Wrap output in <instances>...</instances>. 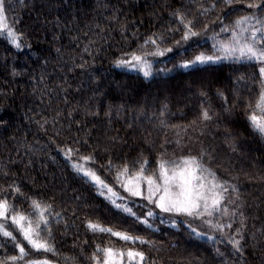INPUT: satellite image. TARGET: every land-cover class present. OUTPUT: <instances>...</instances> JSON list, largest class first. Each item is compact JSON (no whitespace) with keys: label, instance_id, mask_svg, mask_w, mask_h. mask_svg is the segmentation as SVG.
Returning <instances> with one entry per match:
<instances>
[{"label":"trees","instance_id":"trees-1","mask_svg":"<svg viewBox=\"0 0 264 264\" xmlns=\"http://www.w3.org/2000/svg\"><path fill=\"white\" fill-rule=\"evenodd\" d=\"M3 5L15 39L0 34V264H105L106 249L117 264H264V134L249 120L264 117V63L238 51L253 32L264 48V0ZM189 157L223 185L211 221L148 199L147 177ZM18 215L51 251L28 244Z\"/></svg>","mask_w":264,"mask_h":264},{"label":"snow or ice","instance_id":"snow-or-ice-1","mask_svg":"<svg viewBox=\"0 0 264 264\" xmlns=\"http://www.w3.org/2000/svg\"><path fill=\"white\" fill-rule=\"evenodd\" d=\"M226 3H231V0H225ZM250 8H258L260 5L252 3L249 4ZM249 17H243L238 20L237 25L246 23L249 21ZM7 31L8 35L15 39V34L8 28V25L5 21L4 17V5L3 0H0V34L4 31ZM258 31H264V29H259ZM191 35H196V33L192 32ZM234 36L236 33L233 34ZM252 41L250 43L244 44L242 47L238 49L241 57L246 56L248 59H256L262 63H264V48L258 49L255 47L256 44V32L252 33ZM185 39L188 38L186 35ZM261 41H264V36L260 37ZM225 50L228 52L236 51V49H230L227 46H224ZM139 56H133L132 60L139 62ZM213 58L208 56H197L195 62L205 63L211 61ZM123 63V62H121ZM183 67L187 68L188 64L183 65ZM260 73L264 76V67L260 68ZM147 75V72L145 73ZM257 109L261 112H264V92L261 93L259 101L256 105ZM204 119H208V113L205 112L203 114ZM249 120L252 126L261 134H264V117H257L256 115H251ZM87 159V158H86ZM127 171V169H125ZM143 169H141V173ZM85 175L92 176L94 180L100 182L98 178L95 177L93 173L85 172ZM211 177V179H209ZM142 178V176H138L137 179ZM159 180L162 183H157L153 177H147L148 191H149V201L155 202L156 206L160 208L164 212H172L175 211L177 213H184L189 216L196 215L200 216L203 214H207L209 216L212 215L213 211H219L221 200L223 199L222 192L216 191L217 189L223 188V185L216 179L214 173L210 172L208 169L204 168L202 164L198 161L196 157H189L181 160L179 163L173 162V166L171 168L166 167L165 163L160 164V173ZM102 183V182H101ZM131 191V189H129ZM226 190V189H224ZM157 193H161L159 199L156 201H152L151 197L156 195ZM133 195H139V191H133ZM33 205L36 208H39L40 205L33 201ZM203 207V212H200V209ZM8 205L7 202H0V217H3L7 212ZM151 215V213H149ZM26 218L22 215H18L17 217H13V223L19 227L20 232L22 233L25 240L28 241L34 249L43 250V251H51V247L44 240L39 238V230L40 224L37 223L35 227L29 225V227L25 228L21 223ZM41 221H43V216H41ZM88 227L93 231H111L110 229H104L99 225L89 224ZM216 227H220L216 225ZM2 228V226H0ZM115 236L120 237L125 241H134L135 239L128 235H123L121 233H112ZM2 235L5 237H13L12 232L10 231H2ZM143 243L144 241H140ZM233 246L237 251H240L239 241H233ZM19 248L21 258L25 255V248L20 244L16 245ZM105 254L107 256H112V250L106 249ZM123 255V254H121ZM129 260L131 261L135 257H139L140 261L144 260L143 253L129 251L127 253ZM12 260H16L17 257H12ZM33 264H40V262H33ZM105 264H108V261L105 260Z\"/></svg>","mask_w":264,"mask_h":264},{"label":"rangeland","instance_id":"rangeland-1","mask_svg":"<svg viewBox=\"0 0 264 264\" xmlns=\"http://www.w3.org/2000/svg\"><path fill=\"white\" fill-rule=\"evenodd\" d=\"M211 172V171H210ZM138 187H139V185H138V183L137 182H135V181H133L132 183H130V185H129V188H131V190L132 191H139V189H138ZM158 196H157V198L155 199V201L156 200H158L159 199V196L161 195V193H158L157 194ZM204 210L203 209H201L200 210V212H203ZM194 216H196V215H194ZM197 218H204V220H206V221H211V218L213 217H211V216H209V215H207V214H203V215H200V216H196ZM116 258V256H111V257H109V259H108V264H117L116 263V261L117 260H115V258Z\"/></svg>","mask_w":264,"mask_h":264}]
</instances>
